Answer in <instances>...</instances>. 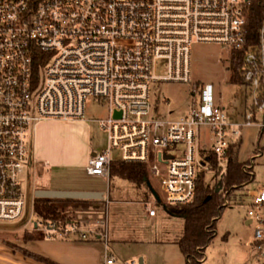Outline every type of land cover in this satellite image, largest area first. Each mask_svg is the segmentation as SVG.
I'll use <instances>...</instances> for the list:
<instances>
[{"label": "built area", "instance_id": "2783aa9c", "mask_svg": "<svg viewBox=\"0 0 264 264\" xmlns=\"http://www.w3.org/2000/svg\"><path fill=\"white\" fill-rule=\"evenodd\" d=\"M248 2L0 0V221L25 218L29 206L34 212L23 173L36 158V123L85 119L90 97L105 104L109 115L100 120L107 145L91 155L87 172L109 177L116 159L145 162L161 178L165 203L193 200L199 166H206L200 128H211L210 149L225 168L230 141L255 120L264 131V117L257 120L251 109L243 120L229 118L209 82L201 100L172 119L153 102L152 85L191 81L192 44L219 43L231 49V57L235 50L243 53L241 83L264 109V22L260 40L251 42ZM160 67L164 73H156ZM252 194L248 214L257 223L264 264V187ZM57 224L48 223L49 236L75 230L71 222ZM115 259L111 254L107 264Z\"/></svg>", "mask_w": 264, "mask_h": 264}, {"label": "rangeland", "instance_id": "374dc122", "mask_svg": "<svg viewBox=\"0 0 264 264\" xmlns=\"http://www.w3.org/2000/svg\"><path fill=\"white\" fill-rule=\"evenodd\" d=\"M191 56V81L161 80L153 83L152 100L158 104L162 114L171 116L172 119L187 114L193 103L201 100L202 90L210 82L214 85L216 102L222 103L229 118L243 120L246 111L250 112L252 109L255 111V118L262 120L264 109H258L260 104H254L255 94L245 83L231 80L233 68L229 47L219 43L195 42L192 44ZM156 73H164L163 67L158 68ZM165 98L169 99V103ZM86 112L85 119L47 118L36 123L33 132L36 158L23 173L24 189L27 191L29 183L33 182L32 190L47 187L103 190L106 200L103 209L107 213L106 226L111 238L110 252L116 257L118 264H132L138 246L132 241H124V238L118 239V236L123 234L126 237L149 239H163L168 235L177 237L183 229L184 218L171 216L167 212L162 200L165 192L161 178L154 175L149 165L150 182L162 198L160 201L153 197L149 184L144 183L139 187L125 178L114 176L112 172L109 177L94 176L87 172L92 151L101 150L107 145L108 133L100 120L109 115V110L97 98L90 97ZM240 139V159L248 160L256 156V180L233 193V200L225 207L218 221V235L209 246L203 264H263L256 244L257 223L247 222L250 219L249 205L255 198L252 192L264 187V131L260 123L255 120L251 125H244L241 134L236 135L233 140ZM213 142L211 128L202 126V151L210 148ZM182 146L180 144L178 148ZM202 167L207 168L209 183L218 185L221 178L219 174L224 167L219 165L217 170H213L209 164L199 166ZM36 179L39 182L34 183ZM41 180L44 183H40ZM31 194L32 202L35 203L37 196ZM152 207L158 212L154 224L149 216ZM95 209L94 206H89L75 210L69 220L75 225V230L67 236L95 235L97 231L89 230L87 225L102 218L99 216L100 218L91 219L89 213H93ZM25 216L16 222L0 221V264H57L30 254L33 251L30 242L36 230L48 233V223L57 221L39 217L35 207L33 212L31 206ZM104 226L102 224L100 227ZM149 250L155 255L158 253V246L155 244ZM175 263L172 259L171 264Z\"/></svg>", "mask_w": 264, "mask_h": 264}, {"label": "trees", "instance_id": "16d2710c", "mask_svg": "<svg viewBox=\"0 0 264 264\" xmlns=\"http://www.w3.org/2000/svg\"><path fill=\"white\" fill-rule=\"evenodd\" d=\"M246 10L248 14L247 35L251 42H258L260 29L264 22V0H249ZM242 56L243 53L236 50L232 53L231 80L235 83L242 82L239 72ZM241 143L242 139L230 141L224 158L227 162L226 170L221 169L218 185L209 183L207 168L202 167L198 171L193 200L179 204L165 203V208L170 214L184 218L183 229L175 241L186 256V264H203L209 246L218 235V221L225 207L233 200V193L256 180V156L248 160L240 159ZM203 163L217 170L220 159L212 149H204ZM111 172L114 176L125 178L139 187L150 182L149 167L145 162L116 159L112 163ZM217 186H220V190H217ZM104 202L105 200L96 198L36 197L34 207L37 215L45 220L67 223L75 210L86 209L89 206L96 208L93 213H89L91 219L100 218L99 216L104 219L106 216V210L103 209ZM46 235L45 231L36 230L34 238H44ZM30 254L40 260L52 261L34 251Z\"/></svg>", "mask_w": 264, "mask_h": 264}, {"label": "crops", "instance_id": "0c3cea01", "mask_svg": "<svg viewBox=\"0 0 264 264\" xmlns=\"http://www.w3.org/2000/svg\"><path fill=\"white\" fill-rule=\"evenodd\" d=\"M34 147H35V142H34ZM96 151L97 150H93L92 154ZM35 157H36V149H35ZM34 161L32 162V164L34 163ZM37 181L39 182L38 179H36V181L34 180V183ZM40 183H44V182L41 180ZM47 188L92 189V190L100 189V188H84V187L83 188L47 187ZM35 191L36 189L32 190L31 188V193H33L34 195H35ZM151 192L155 199H158L159 201L161 200L157 198L156 195H154L152 190ZM31 193H30V197L32 198ZM157 214H158L157 211L156 214L154 215L149 212V216L153 224L157 219L156 218ZM170 215L174 216L172 214ZM98 222L99 224H97ZM106 222H107V213L104 219L101 220L99 219L90 224H87L89 230L91 229L96 230L97 233L95 235H90L86 238L80 236L79 237H69V236L62 237L58 235L49 236L47 233L46 237L44 238H33L30 242V246L34 252H37L40 255L45 256L58 264H107L108 257L113 253L110 252L111 238L107 230ZM102 224H104L105 226L100 227ZM121 235L122 236H118V239L124 238L125 239L124 241H128V242L132 241L133 243H136V245L138 246L136 254L134 255V259L132 260V264H171L172 259L176 261L175 264H186V256L181 250L179 244L175 241L176 238L175 236H174L175 238L169 237L168 235L162 237L163 239L161 238L149 239V238H139L132 236L126 237L123 236V234ZM155 244L156 246H158V253L154 255L153 252L150 251L149 249H151L152 246H154ZM143 245L145 246L143 247ZM42 264H45V262ZM110 264H118V263L115 259V261Z\"/></svg>", "mask_w": 264, "mask_h": 264}, {"label": "water", "instance_id": "95a60500", "mask_svg": "<svg viewBox=\"0 0 264 264\" xmlns=\"http://www.w3.org/2000/svg\"><path fill=\"white\" fill-rule=\"evenodd\" d=\"M154 195L161 199L158 191L152 186L151 182L148 183ZM217 190H220V186H217ZM37 197H75V198H96L102 199L105 196L103 190L92 189H57V188H38L35 191ZM248 223L251 220L248 219Z\"/></svg>", "mask_w": 264, "mask_h": 264}, {"label": "flooded vegetation", "instance_id": "af4514ba", "mask_svg": "<svg viewBox=\"0 0 264 264\" xmlns=\"http://www.w3.org/2000/svg\"><path fill=\"white\" fill-rule=\"evenodd\" d=\"M31 188H32L31 183H29L28 190L30 193H31Z\"/></svg>", "mask_w": 264, "mask_h": 264}]
</instances>
